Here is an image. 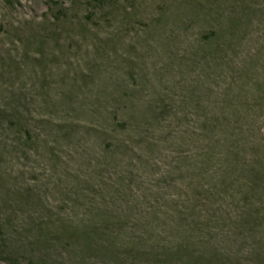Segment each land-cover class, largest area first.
<instances>
[{"label":"rangeland","instance_id":"374dc122","mask_svg":"<svg viewBox=\"0 0 264 264\" xmlns=\"http://www.w3.org/2000/svg\"><path fill=\"white\" fill-rule=\"evenodd\" d=\"M0 264H264V0H0Z\"/></svg>","mask_w":264,"mask_h":264}]
</instances>
